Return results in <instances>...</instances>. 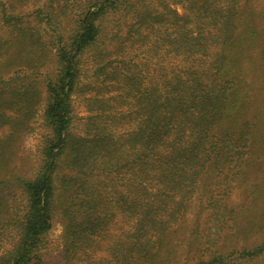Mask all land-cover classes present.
Instances as JSON below:
<instances>
[{
  "label": "trees",
  "instance_id": "1",
  "mask_svg": "<svg viewBox=\"0 0 264 264\" xmlns=\"http://www.w3.org/2000/svg\"><path fill=\"white\" fill-rule=\"evenodd\" d=\"M145 1L84 0L79 13L66 12L71 32L65 36L62 26L52 35L58 71L46 83L51 133L43 160L33 179L1 178L6 169L0 162L1 190L16 186L26 200L15 220L19 240L0 264H45L40 240L52 226L55 200L63 195L56 182L65 154L67 254L89 258L103 248L101 264L157 263L168 233L195 198L201 196L207 210L217 201L215 191L227 197L244 183L245 168L264 163V8L258 0H177L182 13L170 7L153 13ZM35 2L0 0V23L12 32L0 41V58L5 46L28 37L22 11ZM138 5L128 32L137 44L133 50L144 53L140 65H154L152 71L140 65L131 69L130 60L121 71L117 67L108 75L113 88L104 86L116 92L100 103L103 115L112 112L103 121L86 122L84 132L91 136L76 135L70 99L85 55L96 51L101 60V52L114 54L116 33L110 35L104 23L122 22ZM38 8L39 14L46 8L47 26L61 20L52 5ZM17 78L0 65V131L13 134L16 125L4 117L6 110L18 112V103L4 96L28 94ZM214 179L210 188L207 180ZM251 196L245 209L237 211L228 201L227 213L221 203L220 211L205 217L204 227L195 221L198 256L182 264H264V184L252 185ZM242 213L257 223L247 231L261 235L251 243L224 245L229 223L237 225Z\"/></svg>",
  "mask_w": 264,
  "mask_h": 264
},
{
  "label": "rangeland",
  "instance_id": "2",
  "mask_svg": "<svg viewBox=\"0 0 264 264\" xmlns=\"http://www.w3.org/2000/svg\"><path fill=\"white\" fill-rule=\"evenodd\" d=\"M84 0H36L34 4L29 3L23 7L22 15L24 24L23 30L26 32V40L18 42V45L6 49L0 58V65L3 70L14 71L18 76L17 81L23 82L28 90V94L21 93L19 96L11 97L9 94L4 96V101H12L18 103V112L12 113L9 110L5 111L6 119H11L17 127V133L13 134L6 128L0 131V162L5 166L6 173L1 177L8 179L11 175H20L26 179H33L39 169L42 158V147L47 137L51 133L50 127L46 123L45 109L48 104V93L46 83L48 77L54 76L58 71L56 63V49L53 47L55 32L64 26L65 36L71 32V26L66 27V12L68 14H76L81 11V5ZM52 5V11L58 14L61 20L52 19L51 25L45 24L46 8H42V12L38 7L41 4ZM147 8L151 9L153 13H160L166 11L164 7H170L182 13V7L177 0H146ZM260 8H264V0H258ZM63 6V8H60ZM62 9V10H60ZM140 5L135 7L134 13L129 14L126 19H121L122 22L105 21L104 25L107 27L110 35L116 33L114 43L110 46L113 53L111 56L101 52L100 56H96V51L87 53L84 59L81 77L78 79L75 91L71 94V106L74 121L73 132L77 135L86 137L92 134H85L86 122L89 119L93 121H103L104 116L109 115L112 110H107L103 115V110L100 109V103L103 98L113 95L116 91L106 92L104 86L112 87V76L115 69L119 67L121 71L124 63L128 60L132 62L131 69L138 70L137 65L145 61L144 53L137 52L134 49L137 44L131 40L129 28L127 24L134 23L137 19ZM61 11H64L63 14ZM63 21V22H62ZM55 28V30H54ZM8 26L0 23V41H5L12 37V32L8 30ZM24 37V36H23ZM123 45V48L119 47ZM104 59H112L106 65L103 64ZM135 65V66H133ZM152 71L154 65H140ZM82 67V65H81ZM108 77V75H111ZM7 74L6 76H8ZM252 81L251 78H248ZM113 88V87H112ZM30 101V102H29ZM29 103V109L26 105ZM101 114V118L97 115ZM93 133L94 130L91 129ZM262 154L264 149H261ZM264 159V158H262ZM59 181L56 182L57 187L63 191V195L58 197L53 205L51 212L52 226L41 237L39 255L45 264H101V257L106 255L103 248H99L94 253L90 254L89 258L80 256L78 259L71 258L67 254V239H66V154L60 160ZM224 171L226 169H223ZM247 175L244 178V183L240 188L233 191L230 195L225 197V192L215 191V201L207 210L202 209L206 204L203 203L202 197L195 198L189 205L188 211L182 218L181 222L172 229L160 250L157 258V263L152 264H182L185 261H193L197 255V248L194 246V237L192 230L195 221L199 224V228L204 227L205 217L210 213H215L221 203L227 206L223 213H227L230 204L233 203V208L237 211L247 206L251 199L252 185L264 184V163L258 165L254 163L245 168ZM213 182L207 180L210 188H213ZM215 186V185H214ZM223 186V185H222ZM224 193V194H223ZM117 198V196H116ZM25 199L22 197L21 190L18 187L7 188L1 190L0 188V203L5 206L0 211V261L6 255V252L13 248L15 243L19 240V228L15 224V220L22 212L25 205ZM113 201V200H112ZM256 208V207H255ZM245 209V208H244ZM242 211V210H241ZM215 216V214H214ZM213 216V220L215 217ZM225 219L224 216H222ZM227 233L224 234L223 244L226 246H233L234 244L243 245L251 243L258 239L261 235L259 232L247 231L252 227L251 222H248L242 213L237 220V225L234 221L229 223ZM210 226V225H207ZM205 226V227H207ZM237 226L243 232H239L235 227ZM250 232V233H249ZM208 257V256H207Z\"/></svg>",
  "mask_w": 264,
  "mask_h": 264
}]
</instances>
